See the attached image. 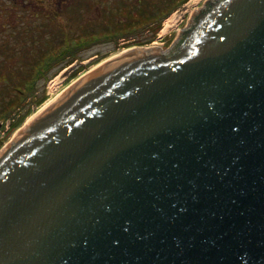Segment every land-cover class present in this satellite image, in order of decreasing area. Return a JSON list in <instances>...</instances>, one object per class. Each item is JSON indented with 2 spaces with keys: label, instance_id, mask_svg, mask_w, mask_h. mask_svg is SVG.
<instances>
[{
  "label": "water",
  "instance_id": "obj_1",
  "mask_svg": "<svg viewBox=\"0 0 264 264\" xmlns=\"http://www.w3.org/2000/svg\"><path fill=\"white\" fill-rule=\"evenodd\" d=\"M0 264H264V0H206L25 123Z\"/></svg>",
  "mask_w": 264,
  "mask_h": 264
},
{
  "label": "trees",
  "instance_id": "obj_2",
  "mask_svg": "<svg viewBox=\"0 0 264 264\" xmlns=\"http://www.w3.org/2000/svg\"><path fill=\"white\" fill-rule=\"evenodd\" d=\"M58 1V4L52 5V9H47L51 10L50 13H47L45 5L41 3L37 5L39 11H23V18L28 17L29 14L35 21L45 18L46 21L43 23L46 25H35L34 21L30 23L31 19L26 26L23 22L20 24L22 27L15 25L17 30L27 28L25 32H14L20 36L15 35L16 43H20V46L10 48L11 53L2 51L0 53V56H3L0 59V120L10 119L12 115L24 109L28 102H33L37 93V82L49 81L59 65L83 60L78 48L94 40L88 31L93 32V29L103 28L102 33L114 40L118 50L129 46L122 42L120 44L119 40H134V46H145L154 40L164 20L188 0H109V6L101 4L98 22L92 29L91 25L84 26L87 30L82 32L86 35L79 37H73L69 34V30L65 32V29L54 24V18L57 15L55 9L67 14L71 23H76L79 30L82 28L80 23L83 16L88 15L92 10L90 2L99 7V0H84V3H81L83 0H69L70 4L67 0ZM26 3L27 1H24V4ZM80 6L86 7V10L83 12L78 8ZM32 31L36 34H32ZM139 32L148 33L150 37L138 40ZM4 48L3 50H6V44ZM43 103L44 99L34 101L35 108ZM30 113L31 110L28 109L27 115H24L22 120L24 121ZM22 124L16 125L15 130Z\"/></svg>",
  "mask_w": 264,
  "mask_h": 264
},
{
  "label": "rangeland",
  "instance_id": "obj_3",
  "mask_svg": "<svg viewBox=\"0 0 264 264\" xmlns=\"http://www.w3.org/2000/svg\"><path fill=\"white\" fill-rule=\"evenodd\" d=\"M24 1H27L26 4H24ZM68 4L71 3V1L67 0ZM206 0H188L185 4L180 6L173 14H171L167 19L164 20V22L161 25V28L159 32L156 34V36L153 38L154 40L145 46L137 47L134 46V40L125 41V40H119V43H124L128 48L126 49H117L115 42L112 38L109 37V35L103 34V28L102 29H93V32H89L92 34L93 41L86 44L84 47L78 48L79 55L82 57V61H74L71 64H61L59 65L55 71L53 77L46 83H43L42 80H39L36 84L37 93L35 96V100H42L44 101L52 98L54 95L58 93H62L64 90H66L70 85H72L77 79H79L82 75L89 73L93 69H95L99 63L103 61H107L114 55H120L122 52H126L128 50L134 49V48H145L150 49L153 47H159L160 49H167L174 39L176 38L177 33L182 30L186 25L189 19H191V14L202 7ZM58 0H0V53L1 51L3 53L9 52L11 53L12 49L14 47H19L20 43H16L14 32H22L26 31L25 29L17 30L15 28L16 26H20V24L23 22L24 26H26L29 22V19H31L32 23L35 22V25H41L43 26V22L46 21L45 18H40L37 21L33 20L32 15L29 14L28 17L23 18V11L28 12L29 10H37L39 11L37 5L38 4H44L47 9H52V5L54 3L58 4ZM80 2V1H79ZM100 6L96 7L92 2L90 8L92 9L91 12L83 16V19L81 20L82 28L78 30V25L76 23H71V19L68 18L67 14H63L61 12H58L57 9V15L54 18V24H56L61 29H65V32H68L73 37H79V36H85L86 34H83L87 30L84 28V26L91 25L92 27L98 22V19H100V14L98 11H100V7H102L103 4H106L109 6V0H99ZM81 3H84V0L81 1ZM102 4V5H101ZM80 10H83V12L86 10V7L80 6L78 7ZM43 10V9H41ZM51 10H47V13H50ZM97 11V12H96ZM53 12V11H52ZM6 14V15H5ZM111 22V21H110ZM71 23V24H70ZM89 23V24H88ZM46 25V24H45ZM33 26V24H32ZM22 27V26H20ZM57 27V28H58ZM78 27V28H77ZM84 29V30H83ZM45 30V29H42ZM90 30V29H88ZM32 34H36L32 31ZM89 34V35H90ZM105 35V36H104ZM16 36L20 37L19 34ZM150 37V34L139 32L137 35L138 40H142L144 38ZM6 44L7 48L6 50L4 48V45ZM8 49L10 51H8ZM2 59L3 56H0ZM53 88L52 93L49 92L50 88ZM33 102H28L26 107L22 109L19 113L16 115H12L10 120V124L8 127H5L4 125L0 128V141L1 147L0 151L5 148L15 137L16 133L25 125L26 120L33 115L37 108H35ZM30 109L31 113L24 119V115L26 114V111ZM2 120V119H1ZM0 120V121H1ZM4 123L6 120H3ZM20 123H23L18 129L15 130V126L19 125Z\"/></svg>",
  "mask_w": 264,
  "mask_h": 264
},
{
  "label": "bare ground",
  "instance_id": "obj_4",
  "mask_svg": "<svg viewBox=\"0 0 264 264\" xmlns=\"http://www.w3.org/2000/svg\"><path fill=\"white\" fill-rule=\"evenodd\" d=\"M122 53H124V52H122ZM116 56H118V55H114V56H112V58H114V57H116ZM112 58H110V59H112ZM105 61H103V62H101V63H99V65H101V64H103ZM98 65V66H99ZM97 66V67H98ZM85 75V74H84ZM84 75H82V76H84ZM81 76V77H82ZM52 91H53V88L51 87L50 89H49V92L50 93H52ZM61 93H58V94H56V95H54L52 98H50V99H48V100H46V101H44V103L40 106V107H38L37 108V111L33 114V115H31L27 120H26V123H29L30 121H32L37 115H39L40 113H42L47 107H49L57 98H58V96L60 95Z\"/></svg>",
  "mask_w": 264,
  "mask_h": 264
}]
</instances>
